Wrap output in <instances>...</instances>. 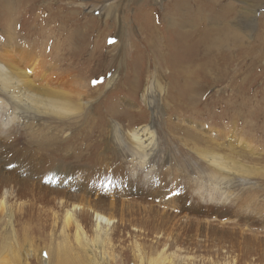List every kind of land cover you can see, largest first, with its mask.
<instances>
[{
  "label": "rangeland",
  "instance_id": "374dc122",
  "mask_svg": "<svg viewBox=\"0 0 264 264\" xmlns=\"http://www.w3.org/2000/svg\"><path fill=\"white\" fill-rule=\"evenodd\" d=\"M260 3L0 0V46L51 64L50 86L66 95L57 106L18 109L8 124L0 107V264L4 245L19 264H42L59 233L72 235L71 226L60 230L61 207L73 205L113 218L116 262L108 264H142L136 249L151 262L220 264L227 251L230 264H264ZM195 24L198 43L213 33L229 40L206 77L201 64L192 79L148 58L154 39L164 54L188 48L195 38L184 26ZM139 127L152 131L148 155L130 151ZM68 240V264H82ZM25 249L32 254L23 259Z\"/></svg>",
  "mask_w": 264,
  "mask_h": 264
},
{
  "label": "bare ground",
  "instance_id": "6f19581e",
  "mask_svg": "<svg viewBox=\"0 0 264 264\" xmlns=\"http://www.w3.org/2000/svg\"><path fill=\"white\" fill-rule=\"evenodd\" d=\"M263 4L264 3H260L255 6L253 11L254 17L255 10L258 7H262ZM104 13L105 11H103V13L99 15V17H102ZM184 27L192 29L188 32L193 38H195L193 43H189L188 48H186L182 44H179L175 47H172V49L169 47L164 54L159 52L160 50L157 48L159 45H157V42L154 39L151 40L149 44L153 47V54L151 53V51L148 50V58L153 59L155 63L157 62L156 59L164 60L166 61V63L168 61L166 66L169 65V68L173 71V73H175V75L179 74V76L184 78L194 79V72L198 69V66H200V64V71H203L204 76L210 74V72H212V68L209 67L210 62L213 63V58L211 56H214L215 52L218 49L220 50L221 46L223 47V49L229 46V40L222 42L215 37L216 33H213L208 39L201 41V43L199 41V45L197 41V28H195L196 24L195 26ZM219 33L225 36H230L234 34L230 30H222ZM54 41L58 40L54 39ZM66 42V44L70 43V41L69 43L68 41ZM194 46H196L195 55H193L192 57L191 54L186 55L187 49L190 50V48H194ZM51 47L55 49L56 46L55 44H52ZM21 52L18 51L16 47L14 48L12 45L8 48L5 47L3 44H1L0 46V93L3 92L4 94H6V99L0 98V107H5L7 109L6 124H8L10 119L16 117L18 109L23 111H34L35 104L39 102H43L44 104H48L50 106H57L60 102V99L66 98L65 94L57 93L56 89L50 86V84L56 80L55 77H50V74H53L55 72H53L54 69L51 64L45 62L44 59V61L36 59L35 54L30 53L32 57H26L25 55H23L25 52L23 54ZM203 55H207V57L205 58ZM39 76H42V79H45L46 81L44 83L38 82L37 79ZM197 88L198 84L193 83V85H191L190 89L188 90L189 92L191 90L192 92H196ZM191 94L192 96H194L193 93ZM191 101L193 102V100ZM151 133L152 131L148 130L146 127H139L130 132L129 138L131 139L132 143L130 151L139 153L140 155H148V152L151 151L153 147V139L150 137ZM3 195L5 196V193H3ZM61 211V217H63L64 219L62 221L60 231L63 232L66 228L71 226L72 235L69 236L68 232L59 233L60 236H64L65 238L55 243L52 252L50 249H44L46 257L44 260H41L42 264H68L69 262H71L73 260V256L71 257V260H69V257L67 255L69 248L72 247L70 241L68 240L71 237L73 238L75 249H78V252L81 251L83 253L82 261L78 260L80 263L108 264V262L110 261H112L113 263L116 262L115 247L114 245H112L113 239L115 240V238H113V235L111 234V230L115 227L113 226V218L107 217L102 214V212L100 213L95 210H92L91 214L80 212L81 209L76 205L67 208L61 207ZM86 223H90V230L93 234L92 236L86 235L84 231V228L87 226ZM138 250L139 249H136L135 251H137V257L140 260V263L142 264H175V262L165 260V257L161 258L158 262H151L149 258H146V256L142 255L141 251ZM30 251L32 250L25 249L23 251V259H26L27 255L29 256L32 254ZM224 253L225 260H223L224 262L220 264H230L229 260H227V258H229L227 251H224ZM2 254H4V256L1 260V264H19L22 260L21 256H18L16 253L10 250L8 246L5 245L3 246ZM210 262L211 264H216L215 261Z\"/></svg>",
  "mask_w": 264,
  "mask_h": 264
}]
</instances>
